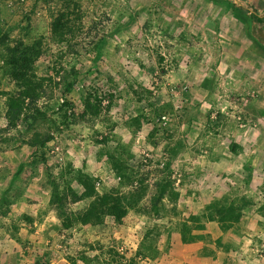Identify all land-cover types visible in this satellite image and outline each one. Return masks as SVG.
Masks as SVG:
<instances>
[{
    "label": "rangeland",
    "instance_id": "1",
    "mask_svg": "<svg viewBox=\"0 0 264 264\" xmlns=\"http://www.w3.org/2000/svg\"><path fill=\"white\" fill-rule=\"evenodd\" d=\"M243 4L0 0V174L14 175L0 215L30 188L31 204H47L11 217L24 251L41 255L32 264H197L199 247L239 232L254 181L220 162L237 157L235 130L264 98L233 74L264 78V38ZM38 42L40 95L10 123L8 98L22 89L13 60Z\"/></svg>",
    "mask_w": 264,
    "mask_h": 264
},
{
    "label": "crops",
    "instance_id": "2",
    "mask_svg": "<svg viewBox=\"0 0 264 264\" xmlns=\"http://www.w3.org/2000/svg\"><path fill=\"white\" fill-rule=\"evenodd\" d=\"M233 74L238 78L236 87L244 92L251 89L252 85H259L255 89L259 93V99H262L264 89L261 87L262 82L259 81H264V78L261 79V74L254 82L246 71ZM234 87L231 85L229 90H234ZM258 105L259 113L255 114L253 119L245 114L244 118L247 120H243L240 127L235 130L239 139L236 142L239 149L237 157L223 158L220 162L227 167L229 172L233 171L232 168L235 165H238L237 170H241L238 174L239 181L245 182L246 179L254 181L249 191L253 192L257 203L243 210V215L237 223L239 232L237 234H234V231L228 232L224 236L223 245L226 244V247L224 245L218 249L214 245L212 249H207L205 252L199 247L194 254L197 264H264V98ZM251 133L254 135L252 140L249 139ZM211 163L216 167L220 164L219 161H211ZM13 177L14 175L10 174H0V200L9 194L8 190ZM242 184L246 186L245 183ZM31 189L11 206L13 208L11 211L15 210V213L0 215V264H32L33 260L36 261L41 256L31 255L24 251L25 240L23 242L20 238V234L16 231L18 224L16 225L12 220L14 217L11 218L19 210L20 213H22L21 210L27 213L28 209L30 214L34 210L33 214L36 216L37 210L35 209L46 207L47 204L30 203L31 198L37 200L36 191ZM20 225H25V223H20ZM29 227H31L30 224ZM213 240L215 242L216 239ZM31 241L34 243L36 239H31ZM28 244H30L29 241ZM188 246L191 245L188 244Z\"/></svg>",
    "mask_w": 264,
    "mask_h": 264
},
{
    "label": "trees",
    "instance_id": "3",
    "mask_svg": "<svg viewBox=\"0 0 264 264\" xmlns=\"http://www.w3.org/2000/svg\"><path fill=\"white\" fill-rule=\"evenodd\" d=\"M254 3V6L259 10V12L253 13V10L256 8L249 6L247 0H244L243 6L249 8L248 13L255 16V33L260 38H264V0H258ZM69 23L70 20L65 14H62L60 15V17L56 18L54 22V33L57 35L56 37L59 39V41L63 42L67 40L66 36L70 33H67L65 29L68 28ZM70 31L71 29L68 32ZM37 44V46H26L25 48H23V51L20 53V55L15 56L13 60V65L16 67L13 70L12 77L15 81L21 82L22 89H20L17 94L11 95L8 98L7 116L10 123H15L20 118L23 113L26 100H36L40 95L42 83L39 80L33 78L34 76L32 77V74H30V69L32 68L34 57L36 60L40 55V42H38ZM262 46L264 47V43H262ZM51 139L52 138L48 136L42 141V143L45 145ZM31 145L35 146L37 145V142L33 141L31 142ZM70 220L71 219L63 221L66 227L72 226L73 222L72 220Z\"/></svg>",
    "mask_w": 264,
    "mask_h": 264
}]
</instances>
